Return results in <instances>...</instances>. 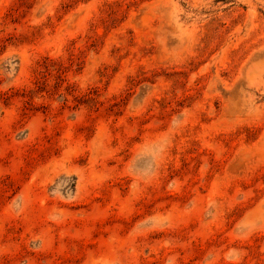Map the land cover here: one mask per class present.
<instances>
[{
	"label": "rangeland",
	"instance_id": "1",
	"mask_svg": "<svg viewBox=\"0 0 264 264\" xmlns=\"http://www.w3.org/2000/svg\"><path fill=\"white\" fill-rule=\"evenodd\" d=\"M0 264H264V0H0Z\"/></svg>",
	"mask_w": 264,
	"mask_h": 264
}]
</instances>
